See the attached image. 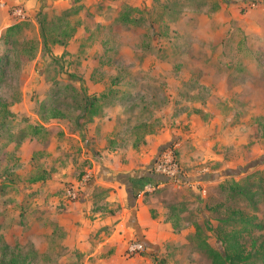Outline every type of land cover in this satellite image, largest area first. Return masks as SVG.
<instances>
[{"label": "rangeland", "instance_id": "374dc122", "mask_svg": "<svg viewBox=\"0 0 264 264\" xmlns=\"http://www.w3.org/2000/svg\"><path fill=\"white\" fill-rule=\"evenodd\" d=\"M130 1L117 0V13L109 6L106 15L117 23L106 28L103 14L76 5L55 16L46 5L32 14L24 0H0V234L7 259L81 264L51 215L106 198L101 188L87 197L94 162L103 159L99 130L106 129L110 153L138 148L161 131L175 137L154 157L172 148L178 175L148 191L153 218L169 225V235L146 253L129 254L127 246L132 264H213L203 240L222 253L242 247L247 261L239 264H264V0H138L150 1L149 10L130 8ZM18 5L25 19L14 14ZM133 17L131 28L117 27ZM83 21L92 60L75 57L86 52L81 47L56 57L54 47L68 45ZM101 86L106 91L98 95ZM85 94L98 97L96 116L111 117L105 124L78 122ZM39 177L60 183L53 193L60 202L35 197Z\"/></svg>", "mask_w": 264, "mask_h": 264}, {"label": "crops", "instance_id": "0c3cea01", "mask_svg": "<svg viewBox=\"0 0 264 264\" xmlns=\"http://www.w3.org/2000/svg\"><path fill=\"white\" fill-rule=\"evenodd\" d=\"M24 1L32 14H34V8L41 11L40 8L46 5L44 12L48 10L55 16H61L65 11L73 8V5H76L79 6V10H91L90 12L96 17L103 14L104 25H100L102 27L107 28L113 25L114 22L117 23L116 18L112 20L106 15V11L110 9L109 6H113V12L117 13V0ZM151 2L149 1L148 4L141 6L138 4V0L133 2L131 0L128 6L133 9L145 8L149 10V7L152 6ZM102 8H104L103 12ZM132 19L134 17L131 20H121V23L116 25L123 29L131 28V24L136 22V19ZM126 23L130 27L123 25ZM135 28L141 29L137 26ZM87 30V24L83 21L76 28V32L68 45L54 47L55 56L61 57L58 54L63 53L66 48L76 47L78 49L81 47L86 50V54H79L77 50L76 53L78 52V54L75 57L80 58L81 62L87 59V63L90 62L92 60L90 58L91 51L89 50L91 43L86 40L89 37H84ZM78 41H80V44H77ZM58 60L61 61L60 58ZM101 87V91L96 92V94L100 95L106 91L104 86ZM98 116L94 117V121L99 118ZM110 118L109 116L106 120H103L100 117L98 120H101V124H105ZM108 132L106 129L99 130V133L103 134L99 141V148L102 149L99 151L103 153V159H101L103 162H98L99 166L94 162L93 172L96 175L92 180L93 183L88 186L89 192L87 193V197L93 198V190L101 188L106 192V198L94 208L95 201H88L87 204L81 202V205H70L63 212L52 210L53 214L51 216L53 222H55V227L62 230L64 235L62 245L65 249L67 248V252L71 255L74 253L81 256V264H132L137 259H128L125 256V250L131 240L144 243L147 251H150V249L160 245L156 240H165L169 235V225L164 224L162 220L153 218L152 206L148 200L150 197L148 191L153 186L166 183L165 179L153 170L154 153L164 146H168L175 137L170 131H161L155 135L146 136L144 143L139 145L138 148L129 146L124 151L118 150L110 153L109 149H106L109 143L106 138ZM93 153H95L94 150ZM58 186H60L58 182L38 181L33 185V188L39 194L35 193L34 195L35 197L40 195L42 199V197L52 194L50 195L52 198L57 193ZM53 197L52 199H55L56 203L60 202L57 196ZM77 206H80L81 209H76Z\"/></svg>", "mask_w": 264, "mask_h": 264}, {"label": "trees", "instance_id": "16d2710c", "mask_svg": "<svg viewBox=\"0 0 264 264\" xmlns=\"http://www.w3.org/2000/svg\"><path fill=\"white\" fill-rule=\"evenodd\" d=\"M15 28L16 27H10L7 30V33H10ZM75 32H76V28L73 29L72 37L74 36ZM45 49H47L46 44H45ZM47 52H48V49H47ZM2 62L3 61L0 58V65ZM96 99H98V97L96 95L92 96L89 94L88 95L85 94L84 99H83L84 105H82V107H81L82 114L80 115V117L77 118L79 123L82 120H84L85 118H88V121H92L94 119V117L97 114L96 108H94ZM54 111H57V110H54ZM60 113H61L60 111H57V116H60L61 115ZM39 128L42 129V127H40V126H39ZM41 129H39V130H41ZM160 176L163 177L166 182L169 181V179L166 178L165 176H163V175H160ZM43 179L44 178L39 177V178H36L34 180V182H38V181H41ZM201 180H203V178H200L199 180H196V181H201ZM240 188H241V186L238 184L235 188H233V191L235 193H238V190ZM200 201H202V200H200ZM200 204H202V203H200ZM153 217H154V215H153ZM205 224L208 227V229L211 230V222H210V219L208 217H205ZM195 226H196V230H197L195 235L199 236L200 234H202L203 230H202L200 225H195ZM0 229H2L1 223H0ZM202 244H203L201 247L202 251L211 259L213 264H239L240 262L247 261L246 260L247 257H244V253L242 252L243 248L236 245L235 243L231 246H227V247L225 246V253H222V252L214 249L206 240H203ZM223 244H225L224 241H223ZM230 248H231V252H230ZM7 249H8V245H5V243L3 241V237L0 234V256L2 255V257L0 259V264H21L18 260L14 259V258H12L10 260L7 259V253H6ZM146 249H147V247L145 246V251H146ZM145 251H143V253H146Z\"/></svg>", "mask_w": 264, "mask_h": 264}, {"label": "built area", "instance_id": "2783aa9c", "mask_svg": "<svg viewBox=\"0 0 264 264\" xmlns=\"http://www.w3.org/2000/svg\"><path fill=\"white\" fill-rule=\"evenodd\" d=\"M13 11L15 15L19 16V18L25 19L24 9H22L20 5H18V7ZM171 150L172 148L169 147L164 150V152L159 156V158L156 159L153 164L154 172L165 176L169 180L175 179L178 175V167L176 165V160L173 156V153L171 154L170 152ZM143 251H145V246L141 242L130 243L127 248V252L132 255H134L135 253H141Z\"/></svg>", "mask_w": 264, "mask_h": 264}]
</instances>
